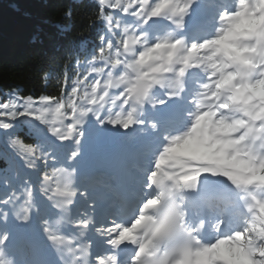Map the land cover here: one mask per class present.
Wrapping results in <instances>:
<instances>
[{
  "label": "snow or ice",
  "instance_id": "1",
  "mask_svg": "<svg viewBox=\"0 0 264 264\" xmlns=\"http://www.w3.org/2000/svg\"><path fill=\"white\" fill-rule=\"evenodd\" d=\"M97 4L69 90L0 101V146L27 157L0 246L38 220L59 260L26 264H264V0Z\"/></svg>",
  "mask_w": 264,
  "mask_h": 264
},
{
  "label": "trees",
  "instance_id": "2",
  "mask_svg": "<svg viewBox=\"0 0 264 264\" xmlns=\"http://www.w3.org/2000/svg\"><path fill=\"white\" fill-rule=\"evenodd\" d=\"M104 28L97 0H0V101L13 92L59 96L63 73L74 78L77 60L98 47ZM3 169L17 167L0 146Z\"/></svg>",
  "mask_w": 264,
  "mask_h": 264
}]
</instances>
